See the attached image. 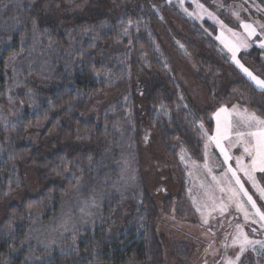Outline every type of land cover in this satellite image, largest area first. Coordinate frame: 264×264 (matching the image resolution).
I'll return each mask as SVG.
<instances>
[{"label":"trees","instance_id":"obj_1","mask_svg":"<svg viewBox=\"0 0 264 264\" xmlns=\"http://www.w3.org/2000/svg\"><path fill=\"white\" fill-rule=\"evenodd\" d=\"M258 1L263 7L264 0ZM147 2L140 0L134 9L128 6L112 21L88 23L82 29L73 25L59 35L35 20L36 0H0V200L21 186L26 165L35 163L42 175L54 178L30 201L29 209L0 221V264H162L161 246L151 225L154 208L145 195L143 207L126 220L115 218L117 223L111 218L117 202L104 204L102 226L85 230L75 245L37 251L40 259L29 263L23 260L28 250L20 248L32 223H45L61 210L60 204L70 195L69 185L109 174L124 150L130 151L137 139L138 99L143 100L146 122L157 129L166 148H181L192 157L202 149V130L212 128L211 109L236 101L264 119V93L229 62L215 40V26L187 19L181 7L168 4L163 9L185 24L194 38L185 49L207 73L198 77L212 106L198 109L172 76L154 29L158 18ZM65 40L67 45L62 44ZM262 54L252 45L239 57L262 71ZM128 74L129 79L123 80L133 85L128 91L129 115L115 109L118 105L113 102L101 108L97 121L78 118L89 98L113 87L117 76ZM31 131L41 132L42 137L51 134L66 146L40 158L35 147L23 142ZM77 137L85 148L81 154L75 152L82 159L81 174L68 169L71 155L64 150L75 147Z\"/></svg>","mask_w":264,"mask_h":264},{"label":"rangeland","instance_id":"obj_2","mask_svg":"<svg viewBox=\"0 0 264 264\" xmlns=\"http://www.w3.org/2000/svg\"><path fill=\"white\" fill-rule=\"evenodd\" d=\"M139 1L36 0L33 14L40 24H46L57 34L65 35L73 25L82 29L88 23L117 19L128 6L134 9ZM147 1L158 18L154 29L170 60L172 76L198 109L205 111L212 106L208 90L198 77L201 73L205 78L207 73L197 66L185 49L184 46L193 42L194 38L189 35L185 24L163 9L168 4L181 7V15L187 19L199 23L206 20L215 26V40L229 62L264 93V88L256 82L264 81V69L260 71L239 57L241 51L255 45L263 51L260 64L264 61V6L258 0ZM245 24L255 30L252 35H249L252 29L243 27ZM62 44L67 45L68 42L65 40ZM230 48L235 50L236 59L256 80L232 59ZM129 76H117L113 87L103 88L89 98L78 112V118L83 122L89 119L97 121L101 108L113 102L118 105L115 109L129 115L128 91L133 89V85L123 80L129 79ZM97 77L101 76L98 74ZM147 86L154 88L151 83ZM137 101V139L129 147L130 151L124 150L109 167V174L91 180H78L75 186L69 185L66 192L70 195L64 199L63 205L60 204L61 210L45 223L34 222L28 226L25 230L27 237L22 239L20 245L21 249L28 250L24 252V262L39 260L37 251L47 252L60 245H75L85 230L100 228L103 205L110 204L112 200L117 202L114 206L117 213L111 214L115 223L117 217L126 220L134 216L143 207L142 196L145 195L154 208L151 225L161 246L162 264H228L229 261L232 264H264V221L241 191L243 185L244 191L264 213V171H261L264 164L258 162L253 166L256 138L247 135L264 129V124L258 123L264 119L236 101L211 109L209 117L212 128L208 132L202 130V149L198 156L192 157L181 148H166L157 129L146 122V109L140 106L143 100ZM17 106L25 105L18 103ZM238 132L245 135L237 136ZM40 133L28 132L23 139L24 143L38 150L40 158L66 146L64 141L57 140L51 134L43 138ZM74 143L75 147L69 145L64 148L68 156L71 155L67 166L71 173L81 174L82 159L75 152L81 154L85 148L78 137ZM245 148L251 154L245 152ZM225 156L228 157L227 161ZM42 173L43 170L35 163L22 167L23 183L0 200V221L8 220L16 211L29 209L30 201L47 189V183L54 178ZM139 189L141 193L137 194L136 190ZM245 237L253 243H245ZM242 246L245 249L243 253L240 252Z\"/></svg>","mask_w":264,"mask_h":264},{"label":"snow or ice","instance_id":"obj_3","mask_svg":"<svg viewBox=\"0 0 264 264\" xmlns=\"http://www.w3.org/2000/svg\"><path fill=\"white\" fill-rule=\"evenodd\" d=\"M243 27H245V29H252V26H251V25H248V24L243 25ZM254 31H255V30L252 29V30L249 32V35H252V34L254 33ZM225 46L227 47L228 45H225ZM262 46H264V45H262ZM229 50L232 51V59L237 63V65H238L239 67H241V69H242L245 73H247V74H248L253 80H256V77L253 76L252 73L249 72L247 68H244V66L241 65L240 62L236 59L235 50H233V49H231V48H230ZM256 82H257L258 85H260V87L264 88V81L256 80ZM220 111H225V110H224V109H220ZM253 119H255V118L253 117ZM258 123H260V124H264V121H258ZM244 135H245V133H243V132H238V133H237V136H244ZM247 135L256 138V156L253 157V161H252L253 166L255 167L256 164H257L258 162L261 163V164H264V129H261L259 132H249V133H247ZM218 146H219V145H218ZM221 151L223 152V149H221ZM245 152H249V154H251V153H250V150H249L248 148H245ZM225 159H226V161H227L228 157L225 156ZM261 171H264V167L261 168ZM233 175L235 176V173H233ZM236 182H237V184H239V183H240L239 179H237ZM241 191L244 193L245 196L248 197V202L252 205V207H253L254 209H256V214L260 216V219H261L262 221H264V213H262V212L260 211V209H258V208L256 207V203H255V201H253V200H252V197H251V196H248V193H247L246 191H244V189H243V185H241ZM262 197H264V192H262ZM245 215H246V217H247V213H245ZM245 243H247V244H251V243H253V242L250 241V240H247V238L245 237ZM244 251H245V249H244V247L242 246V247L240 248V252L243 253ZM237 259H239V257H237ZM228 264H232V262L229 261Z\"/></svg>","mask_w":264,"mask_h":264}]
</instances>
